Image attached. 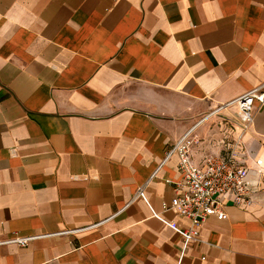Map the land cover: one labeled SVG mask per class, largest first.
Returning a JSON list of instances; mask_svg holds the SVG:
<instances>
[{"label": "crops", "instance_id": "crops-1", "mask_svg": "<svg viewBox=\"0 0 264 264\" xmlns=\"http://www.w3.org/2000/svg\"><path fill=\"white\" fill-rule=\"evenodd\" d=\"M262 83L264 0H0V264H264V108L254 203L205 243L168 224H190L163 207L178 156L154 175L187 132L195 163L225 157L243 128L218 108Z\"/></svg>", "mask_w": 264, "mask_h": 264}, {"label": "built area", "instance_id": "built-area-1", "mask_svg": "<svg viewBox=\"0 0 264 264\" xmlns=\"http://www.w3.org/2000/svg\"><path fill=\"white\" fill-rule=\"evenodd\" d=\"M229 105L238 107L243 131L225 157L209 155L202 165L195 163L192 159L194 139L187 132L168 148L163 162L154 172L155 175L171 156H178L181 179L169 180L174 185L176 195L171 203H164L163 207L165 210L174 208L178 215L190 221L187 227H181L173 220L168 222L180 234L185 244L191 241L205 243L201 237V228L211 216L225 218L228 202L235 206H251L254 203L258 188L250 181V168L247 166L242 135L252 125L255 110L264 108V83L221 105L218 110ZM135 198H146L145 186L138 188ZM33 238L35 236H16L9 242L25 245Z\"/></svg>", "mask_w": 264, "mask_h": 264}]
</instances>
